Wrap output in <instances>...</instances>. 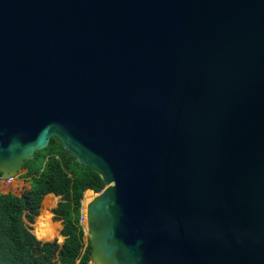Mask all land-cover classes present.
<instances>
[{
    "label": "water",
    "instance_id": "95a60500",
    "mask_svg": "<svg viewBox=\"0 0 264 264\" xmlns=\"http://www.w3.org/2000/svg\"><path fill=\"white\" fill-rule=\"evenodd\" d=\"M51 138L91 264H264V0H0V178Z\"/></svg>",
    "mask_w": 264,
    "mask_h": 264
},
{
    "label": "trees",
    "instance_id": "16d2710c",
    "mask_svg": "<svg viewBox=\"0 0 264 264\" xmlns=\"http://www.w3.org/2000/svg\"><path fill=\"white\" fill-rule=\"evenodd\" d=\"M14 182L6 193L0 192V264H89L91 246L80 224V206L85 191L95 194L104 188L99 173L82 167L51 138L44 150L24 164ZM48 194L54 206L59 198L49 210L51 220L60 223L61 246L35 233ZM49 213L45 223L51 230Z\"/></svg>",
    "mask_w": 264,
    "mask_h": 264
},
{
    "label": "rangeland",
    "instance_id": "374dc122",
    "mask_svg": "<svg viewBox=\"0 0 264 264\" xmlns=\"http://www.w3.org/2000/svg\"><path fill=\"white\" fill-rule=\"evenodd\" d=\"M2 180H5V179H2V178H0V192H2V193H6L9 189H11V187H9V188H6L4 185H3V183H2ZM14 179H13V182H12V186L14 185ZM86 196H88V197H86ZM93 195H92V193L91 192H85L84 193V198H90V197H92ZM51 199V196H47V197H45V200H44V210H43V212H42V214L40 215V218L38 219V221L36 222V231L33 229V226H32V223L31 224H29V226L31 227V230L33 229L34 231H35V233H37V234H39V235H45L46 236V238H47V240H44V241H47V242H56L57 244H58V246H61L62 245V242H63V238L62 237H60L59 236V230H60V228H61V226H60V223L59 222H54V221H52L51 219H52V216H53V214H52V209H54L55 208V206H54V208L52 207V209L51 210H49L50 211V213H49V216H48V220H49V222H50V224H51V227H52V229L51 230H47V229H44L43 230V228L42 229H40V226L41 227H45V218H44V212H45V210H46V207H47V205H48V202H49V200ZM59 199V198H58ZM54 200V199H53ZM55 201V200H54ZM55 203V202H54ZM56 205V204H55ZM48 211V212H49ZM48 212L46 213V217H47V214H48ZM39 214H40V209H39ZM51 214V215H50ZM37 217V216H36ZM36 217L34 218V220L36 219ZM50 218V219H49ZM46 225L48 226V224L46 223ZM81 225H82V223H81ZM82 227H84L83 225H82ZM48 229H49V227H48ZM53 230H54V234L53 235H49L48 233H53ZM43 231H45V232H47V233H41V232H43ZM32 232V231H31ZM84 238H85V240H88V238L86 237V236H84ZM90 264V263H89Z\"/></svg>",
    "mask_w": 264,
    "mask_h": 264
},
{
    "label": "bare ground",
    "instance_id": "6f19581e",
    "mask_svg": "<svg viewBox=\"0 0 264 264\" xmlns=\"http://www.w3.org/2000/svg\"><path fill=\"white\" fill-rule=\"evenodd\" d=\"M12 186V185H11ZM86 192V191H85ZM84 192V193H85ZM89 192H91L92 193V195L94 196V193L92 192V191H89ZM83 193V194H84ZM93 196L92 197H90V198H87V199H85V198H83L82 199V201H81V214H82V218H81V223H82V225L84 226L83 227V232L85 233V235L87 236V238H88V232H87V224H86V210H85V203L86 202H88L90 199H92L93 198ZM55 197V196H54ZM53 204H54V200H53V197L51 196V199L49 200V202H48V205H47V207H46V210H45V212H44V218H45V220H46V213H47V211L53 206ZM43 228V230L44 229H47V230H49L48 229V226L46 225V223H45V227H41L40 226V229H42ZM37 234V233H36Z\"/></svg>",
    "mask_w": 264,
    "mask_h": 264
},
{
    "label": "built area",
    "instance_id": "2783aa9c",
    "mask_svg": "<svg viewBox=\"0 0 264 264\" xmlns=\"http://www.w3.org/2000/svg\"><path fill=\"white\" fill-rule=\"evenodd\" d=\"M13 179L14 178H7V179H5V180H2V183H3V185L6 187V188H9V187H11V184H12V182H13ZM90 263V262H89ZM91 264V263H90Z\"/></svg>",
    "mask_w": 264,
    "mask_h": 264
},
{
    "label": "crops",
    "instance_id": "0c3cea01",
    "mask_svg": "<svg viewBox=\"0 0 264 264\" xmlns=\"http://www.w3.org/2000/svg\"><path fill=\"white\" fill-rule=\"evenodd\" d=\"M47 196H52L51 194H48ZM57 198V197H56ZM58 198H57V200H56V204H57V202H58ZM55 207H56V205H55ZM47 224H48V222H47ZM48 227H49V225H48ZM49 230H50V227H49Z\"/></svg>",
    "mask_w": 264,
    "mask_h": 264
}]
</instances>
